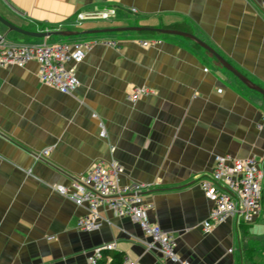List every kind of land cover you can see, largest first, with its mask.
Returning a JSON list of instances; mask_svg holds the SVG:
<instances>
[{"label":"crops","instance_id":"crops-1","mask_svg":"<svg viewBox=\"0 0 264 264\" xmlns=\"http://www.w3.org/2000/svg\"><path fill=\"white\" fill-rule=\"evenodd\" d=\"M107 6L114 17L87 19L79 29L190 32L264 88V0H0V14L30 30L70 29L76 13ZM0 35L87 43L82 61L66 63L79 81L70 94L41 81L33 60L0 66V264H85L93 247L108 242L115 244L111 255L167 264L146 249L148 237L136 223L105 206L94 230H79L86 209L54 189L110 160L122 165V184H144L150 223L174 237L189 264H264L262 95L241 82L236 87L214 56L181 35L125 31L20 41L15 35L22 34L6 27ZM141 86L151 92L128 101L125 93ZM47 147L46 159L35 155ZM224 154L253 157L262 169L260 209L251 222L228 217L204 232L212 202L198 182Z\"/></svg>","mask_w":264,"mask_h":264},{"label":"built area","instance_id":"built-area-1","mask_svg":"<svg viewBox=\"0 0 264 264\" xmlns=\"http://www.w3.org/2000/svg\"><path fill=\"white\" fill-rule=\"evenodd\" d=\"M115 13V8L111 6L78 12L68 26L70 29L81 28L87 19L108 20ZM150 43L148 40L141 41L142 46ZM86 47L87 43L82 41L11 42L0 35V66H23L33 60L37 64L41 81L61 93L70 94L79 81L72 69L66 67V63L82 61ZM203 70L206 71L207 68ZM150 92L144 86L134 87L125 93V97L128 101L135 102ZM99 127V136L104 138L106 132L102 122ZM48 150V147L44 148L35 155L46 159ZM123 171L122 165L116 160L104 164L95 162L85 173L71 176L68 185H56L54 189L86 209V213L77 219L76 227L79 230H94L98 208L105 206L117 215L128 216L136 223L148 237L144 242L146 249L158 251L167 264H189L186 259L178 256L174 237L160 226L150 223L148 210L151 206L144 202L142 196L144 184L135 181L122 184L120 176ZM262 178L263 171L253 157L236 158L228 154L215 156L211 170L198 182L204 195L212 202L206 218L201 222L202 230L208 232L228 217L241 218L245 222L255 219L260 209ZM114 248L115 244L112 242L93 247L86 256L85 264H112L113 258L109 252ZM120 264L136 262L124 256Z\"/></svg>","mask_w":264,"mask_h":264},{"label":"water","instance_id":"water-1","mask_svg":"<svg viewBox=\"0 0 264 264\" xmlns=\"http://www.w3.org/2000/svg\"><path fill=\"white\" fill-rule=\"evenodd\" d=\"M0 24L6 27L10 31L17 32L19 34L36 37V38H45L50 36H65V37H76L88 34H98V33H111V32H125V31H152L162 34H174L181 35L187 38H190L196 42L201 48L210 53L216 61L228 72H230L239 82H241L246 88L253 90L264 97V88L237 68H235L230 62H228L221 54H219L212 46L207 42L197 37L196 35L186 32L183 30L172 29V28H163V27H151L143 25H123V26H111V27H99V28H82V29H45V30H30L20 26H17L10 21L6 20L0 14ZM1 135H4L0 132ZM6 136V135H4Z\"/></svg>","mask_w":264,"mask_h":264},{"label":"trees","instance_id":"trees-1","mask_svg":"<svg viewBox=\"0 0 264 264\" xmlns=\"http://www.w3.org/2000/svg\"><path fill=\"white\" fill-rule=\"evenodd\" d=\"M75 29H79V28H75ZM235 86H243L239 81H236ZM112 264H120L122 258H123V254L121 252H115L112 255Z\"/></svg>","mask_w":264,"mask_h":264},{"label":"rangeland","instance_id":"rangeland-1","mask_svg":"<svg viewBox=\"0 0 264 264\" xmlns=\"http://www.w3.org/2000/svg\"><path fill=\"white\" fill-rule=\"evenodd\" d=\"M2 28H4V27H2V24H0V29H2ZM11 34L13 35V34H15V33H11ZM16 36H17V37H16ZM15 37L17 38V40H20V41H25V40L36 41V40L41 39V38L30 37V36H25V35H21V36H19V35H15ZM62 37H64V38H69V37H65V36H62ZM74 38L77 39L78 37H75V36H74Z\"/></svg>","mask_w":264,"mask_h":264}]
</instances>
